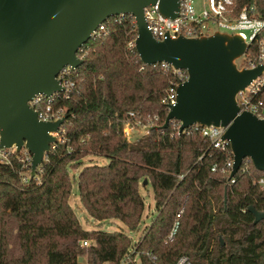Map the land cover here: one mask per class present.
<instances>
[{"label":"trees","instance_id":"1","mask_svg":"<svg viewBox=\"0 0 264 264\" xmlns=\"http://www.w3.org/2000/svg\"><path fill=\"white\" fill-rule=\"evenodd\" d=\"M252 5L264 18V0H237L236 10ZM104 27L78 51L77 88L58 101L67 107L63 141L27 182L16 157L0 163V264H120L131 253L127 233L86 229L70 203L71 170L91 155L109 159L78 174L80 202L95 221L118 219L138 230L146 208L141 182L154 189L157 213L127 264H175L182 256L193 264H264V219L255 223L248 210L264 211V190L256 184L264 171L245 159L230 184L223 169L231 149L215 148L195 129L175 134L173 123L126 138L123 125L132 111L157 115V126L164 124L163 98L177 78L160 63H143L128 46L138 36L133 16L111 17ZM261 39L249 45L245 59L258 60ZM259 97L264 100V87ZM85 239L92 241L88 248L81 246Z\"/></svg>","mask_w":264,"mask_h":264},{"label":"water","instance_id":"2","mask_svg":"<svg viewBox=\"0 0 264 264\" xmlns=\"http://www.w3.org/2000/svg\"><path fill=\"white\" fill-rule=\"evenodd\" d=\"M158 4L160 12L175 18L179 0H0V147H23L33 154L31 177L44 162L67 115L56 121H41L29 101L37 94L62 91L57 78L66 67L78 68V51L109 18L129 14L135 18L136 51L143 63L161 62L186 69L189 78L177 88V103L171 105L167 129L181 122L180 133L199 124L225 128L223 140L234 155L231 177L250 159L264 171V118L244 110L237 96L264 73V64L239 68L237 60L248 49L239 34L215 31L197 37L169 35L158 40L148 29L145 8ZM264 38V33H263ZM147 183V180H144ZM255 223L264 211L248 209Z\"/></svg>","mask_w":264,"mask_h":264},{"label":"built area","instance_id":"3","mask_svg":"<svg viewBox=\"0 0 264 264\" xmlns=\"http://www.w3.org/2000/svg\"><path fill=\"white\" fill-rule=\"evenodd\" d=\"M179 1L180 10L178 11V16L175 18L163 15L160 12L158 4L145 8L144 15L148 29L158 40L165 39L168 35L172 38H176L180 35L185 37H197L201 35L213 34L218 30H225L224 32L231 34H241L249 47V45L255 39H257L259 35H262V39L259 42L261 54L258 60L253 58L245 59L247 55L246 51V54L242 57L244 58L242 64L239 65L238 60L237 64L239 68H255L258 65L264 64V18H261L257 15L256 7L254 5L244 6L239 11H237V0H203L202 6L199 8L196 6L195 0ZM211 25L216 26L217 30L210 31ZM104 29L105 27L103 23L94 32L93 37L100 36ZM205 30H207L208 33H206ZM136 39L131 40L128 43L130 48L135 47ZM160 65L164 72H171L177 78V81L173 82L172 85L167 89L166 95L163 98V102L167 105L169 110L171 105H175L177 103V88L180 84L188 80L189 73L186 69L175 68L172 64L167 62H161ZM76 69L72 68L71 66H66L60 71L57 78L59 79L62 91L55 92L50 96L46 94H37L29 101L30 106L37 111L39 120L56 121L67 115V107L65 105H59L58 101L60 99L69 98L72 92L77 88L78 82L74 77V72ZM263 87L264 73L254 79L247 86L244 92H240L238 94L237 100L241 111L248 110L257 115L259 118H264V100L259 97ZM157 121V115H138V113L132 111L129 113V118L125 120L123 125L124 136L129 140H132L134 139V134L136 131L144 132L145 128L156 126ZM171 123L174 124V129L176 130L175 134H179L181 122L173 120ZM62 126L57 133L58 141L62 140L61 136L64 132ZM194 129L200 131L203 136L208 137L212 146L215 148L220 149L221 151H228L229 148L231 149L230 142L228 140H223L225 128L216 126H202L196 124L185 129L183 132ZM55 144H53L52 147ZM15 157L22 163L24 174L23 181L27 182L31 177L33 154L24 147L20 151H17L16 147H0L1 164H10L12 159ZM233 165L234 155L232 152V155L227 157L223 169V173L228 177L230 184H233L236 181L234 176L231 177ZM216 168L217 165L215 164L212 167V170H216ZM256 184L261 190H264V177L257 179ZM180 216L181 214L179 213L178 217ZM178 227L179 221H176L168 236L169 240L174 238ZM88 245L89 240L85 239L81 241L82 247ZM131 253L127 255V258H130ZM175 264L193 263L189 257L182 256Z\"/></svg>","mask_w":264,"mask_h":264},{"label":"rangeland","instance_id":"4","mask_svg":"<svg viewBox=\"0 0 264 264\" xmlns=\"http://www.w3.org/2000/svg\"><path fill=\"white\" fill-rule=\"evenodd\" d=\"M195 2H196V6L199 8L202 6L203 0H195ZM210 29H211L210 31H215V30H217V27L214 25H211ZM205 31H206V33H208L207 30H205ZM222 31L224 32L225 30H222ZM243 59L244 58L238 59L239 65L242 64ZM140 133H141V131H136L134 136L137 137L138 135H140ZM98 162L100 164L108 163L109 159L106 157H103V156L91 155V156H88V157L83 159V163L78 169H76V170L72 169L71 170V173L73 175H75V181L73 183V194L70 198V203L73 206L75 212L77 213L81 224L86 229L102 228L103 230H106V231H123V232L127 233L132 239L133 249H131V252L134 251L132 253H135L136 250L134 249V245L137 244V242L139 241V239L141 238L143 233L151 225V222L157 213V208L155 205L154 189L150 183L147 182L145 184L144 181L141 182L140 192L144 198L146 208H145V212L143 215L142 222H141L138 230H136V231L130 230L123 222H121L118 219H108V220H105L103 224L99 223L98 221H95L93 218H91L88 215V213L86 212V210L84 209V207L80 203L79 196H78V182H77L78 174L85 166L90 165V164H94V163H98ZM86 219H90L91 221H93V223L88 224ZM91 244H92V241L89 240V245L85 246V247L88 248ZM79 259L83 262H86L87 256H83V257L81 256ZM129 259L130 258H127V256H126L121 261L120 264H127ZM134 260L136 261V263H139L140 257L138 255H136L134 257Z\"/></svg>","mask_w":264,"mask_h":264},{"label":"crops","instance_id":"5","mask_svg":"<svg viewBox=\"0 0 264 264\" xmlns=\"http://www.w3.org/2000/svg\"><path fill=\"white\" fill-rule=\"evenodd\" d=\"M99 163V162H98ZM100 164V163H99ZM102 164H104V163H102ZM80 200V199H79ZM81 203V202H80ZM87 220V223L88 224H91V223H93V221H91L90 219H86ZM99 222V221H98ZM100 223V222H99ZM102 224L104 223V222H101Z\"/></svg>","mask_w":264,"mask_h":264}]
</instances>
